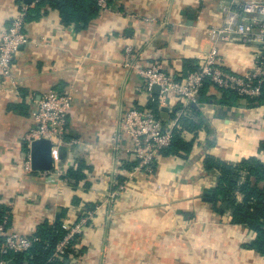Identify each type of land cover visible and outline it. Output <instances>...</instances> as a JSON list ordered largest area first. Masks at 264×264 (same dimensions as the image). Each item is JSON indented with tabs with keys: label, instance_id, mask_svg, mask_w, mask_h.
I'll list each match as a JSON object with an SVG mask.
<instances>
[{
	"label": "crops",
	"instance_id": "crops-1",
	"mask_svg": "<svg viewBox=\"0 0 264 264\" xmlns=\"http://www.w3.org/2000/svg\"><path fill=\"white\" fill-rule=\"evenodd\" d=\"M33 1L0 0V30L22 7L33 8ZM230 2L113 0L108 13L81 30L44 6L38 19L26 23L28 42L12 63L16 87L0 74V207L11 228L31 235L45 221L88 219L66 264H264V256L247 247L255 233L232 224L230 212H217L203 197L218 182V174L204 168L207 155L233 163L250 155L264 161V104L223 103V93L210 87L209 98L195 107L205 123L194 150L185 158L161 157L152 175L129 179L124 167L136 161L112 141L122 115L145 109L150 99L145 80L124 67L128 46L132 63L159 65L174 76L186 73L185 61L199 65L213 47L223 70H253L256 47L223 32V8ZM49 91L72 95L65 141L76 143L53 148L52 170L28 173L24 147L31 113ZM159 102L167 116L176 106L174 99ZM12 104H25L28 115L8 110ZM80 161L90 169L74 190L63 176ZM120 178L126 187L111 201L108 194ZM75 196L78 205L72 204Z\"/></svg>",
	"mask_w": 264,
	"mask_h": 264
},
{
	"label": "built area",
	"instance_id": "built-area-1",
	"mask_svg": "<svg viewBox=\"0 0 264 264\" xmlns=\"http://www.w3.org/2000/svg\"><path fill=\"white\" fill-rule=\"evenodd\" d=\"M39 0H34L36 3ZM113 0H97L99 14L108 13ZM29 6L22 7L11 24L0 30V74L10 86L16 87L13 75V60L19 48L28 42L24 32L25 17ZM225 27L223 32L236 35L244 44L256 47L254 51V68L250 72L238 75L220 67L218 51L213 47L202 59L195 71L179 73L176 76L163 71L161 66L152 65L144 68L132 63V48H126L124 67H131L135 73L145 80L147 94L153 97L154 86H159V98L162 102L174 99L171 105L180 106L176 117L167 124L158 118L151 110L131 109L122 115L120 129L112 138L115 150H125L136 161V166L128 172L129 179L137 175H152L155 165L161 158L163 150L167 149L173 140L174 130L180 129L178 118L188 115L190 108L199 105L200 94L207 80L221 93L225 90L235 92L239 97L257 98L261 96V84L264 81V0H231L223 8ZM71 94H58L54 91L44 93L35 101L36 106L31 113L33 127L29 129L25 141L30 150L32 142L40 139L52 141L54 147L75 141H65L67 117L72 107ZM173 109V108H172ZM173 113V110L170 111ZM128 144L124 145V141ZM25 170L31 168L30 152L27 155ZM48 182L54 179L48 175ZM126 181L117 186L108 195L110 200L116 198L125 189ZM92 215H90L91 218ZM88 219L78 223H62L66 231L65 237L56 245L54 257L63 260L67 248L74 238L81 234L82 226ZM8 217L0 223V264H9L7 256L27 252L31 249L34 239L11 227H7Z\"/></svg>",
	"mask_w": 264,
	"mask_h": 264
},
{
	"label": "trees",
	"instance_id": "trees-1",
	"mask_svg": "<svg viewBox=\"0 0 264 264\" xmlns=\"http://www.w3.org/2000/svg\"><path fill=\"white\" fill-rule=\"evenodd\" d=\"M44 6L57 10L62 22L67 25H74L77 30L87 28L100 12L97 0H39L33 8L28 9L25 22L38 19L41 16V8ZM185 65L187 71L192 72L198 69L197 62L185 61ZM211 84L209 80L206 81L199 102H205L209 98L206 93L212 87ZM222 93L221 101L223 100V103L245 99L252 106L261 105L264 104V81L261 84V96L257 98L239 97L235 92L228 90ZM180 108L176 105L173 113L168 115L167 120L175 118L176 112ZM8 110L22 116L28 115V107L25 104L9 105ZM142 110H151L158 118L164 122L167 121L160 116L161 109L157 95H153L146 108ZM189 112L188 115H182L178 118L180 129L174 130L172 143L162 151L161 157L185 158L194 150L195 141L198 133L204 129L205 120L195 107L192 106ZM186 133L193 135L190 141L184 138ZM24 149L29 152L27 146ZM259 151L264 152V141L261 142ZM203 162L207 172L218 174L217 186L211 192L204 193V199L211 203L217 212H230L232 224L254 232L255 239L247 247L264 256V161L257 155L247 156L237 163L222 161L213 155H207ZM136 164V162H132L126 165L125 171H131ZM156 167L157 164L155 169ZM89 169L90 167L86 166L84 162H77L75 167H71L66 172L63 180L73 186L75 190L78 184L86 179L84 171ZM123 182L125 180L120 178L119 183ZM238 196H241V201H238ZM79 203L80 199L75 196L72 204L78 205ZM224 203H227L225 209H223ZM90 210L94 209L91 207ZM5 217H8L7 227H11L10 215L7 214L6 209L0 207V223ZM65 235L66 231L62 228L61 220L53 223L45 221L38 225L32 234V237L37 240L34 241L31 249L24 253L10 254L7 259L13 264H66L74 251L73 241L67 248L63 260L54 257L56 245Z\"/></svg>",
	"mask_w": 264,
	"mask_h": 264
},
{
	"label": "water",
	"instance_id": "water-1",
	"mask_svg": "<svg viewBox=\"0 0 264 264\" xmlns=\"http://www.w3.org/2000/svg\"><path fill=\"white\" fill-rule=\"evenodd\" d=\"M33 0H25L27 4H31ZM22 49V47L19 48V50ZM153 93L155 95H159L160 89L159 86H154ZM167 109L162 108L160 116L163 119H167L168 116L166 114ZM53 148L54 145L52 141L48 139H40L32 142L30 146V161H31V168L33 172H45L50 171L54 167V159H53ZM227 206V203L223 204V209H225ZM60 219V215H57V220ZM13 264V263H9Z\"/></svg>",
	"mask_w": 264,
	"mask_h": 264
},
{
	"label": "rangeland",
	"instance_id": "rangeland-1",
	"mask_svg": "<svg viewBox=\"0 0 264 264\" xmlns=\"http://www.w3.org/2000/svg\"><path fill=\"white\" fill-rule=\"evenodd\" d=\"M28 131H29V130H28ZM26 135H27V134H26ZM26 163H27V161H25V163H24V168H25V166H26ZM120 192H121V191H120ZM120 192H119V193H120ZM118 195H119V194H118ZM239 197H240V196H239ZM74 224H75V223H74Z\"/></svg>",
	"mask_w": 264,
	"mask_h": 264
}]
</instances>
